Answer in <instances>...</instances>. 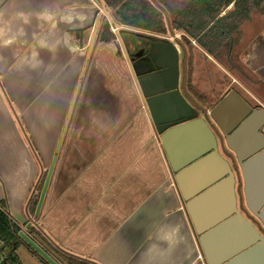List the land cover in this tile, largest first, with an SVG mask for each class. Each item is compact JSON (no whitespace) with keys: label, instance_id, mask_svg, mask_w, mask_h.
<instances>
[{"label":"crops","instance_id":"0c3cea01","mask_svg":"<svg viewBox=\"0 0 264 264\" xmlns=\"http://www.w3.org/2000/svg\"><path fill=\"white\" fill-rule=\"evenodd\" d=\"M99 10L0 0V201L60 264H206L120 42L97 38ZM246 26L249 83L264 85V23ZM239 81L234 90L264 106Z\"/></svg>","mask_w":264,"mask_h":264},{"label":"water","instance_id":"95a60500","mask_svg":"<svg viewBox=\"0 0 264 264\" xmlns=\"http://www.w3.org/2000/svg\"><path fill=\"white\" fill-rule=\"evenodd\" d=\"M98 1L104 7L103 0ZM105 14L112 23L107 10ZM122 50L130 64L123 46ZM153 55L157 72L140 75L131 64L130 68L205 263L264 264V106L252 107L230 89L209 110L202 109L203 116L184 119L193 106L185 99H192L184 90L185 70L179 88L177 48L168 40L154 45ZM20 236L49 264H60L26 231L22 230Z\"/></svg>","mask_w":264,"mask_h":264},{"label":"trees","instance_id":"16d2710c","mask_svg":"<svg viewBox=\"0 0 264 264\" xmlns=\"http://www.w3.org/2000/svg\"><path fill=\"white\" fill-rule=\"evenodd\" d=\"M103 2L113 22L105 20L100 23L98 40H115L116 34L111 29V26H115L125 49L130 53L145 42L165 41L166 39H158V36L171 29L193 38L206 54L213 55L214 51L238 30L242 21L249 17L250 11L259 8L264 0H103ZM190 75L191 66L187 57L186 85L192 88ZM42 182L43 177L38 185L37 194L30 203V211L35 209ZM32 229L33 226L28 227V231ZM21 231L20 225L10 216L6 202L1 200L0 264H22L16 252L21 245L27 247L44 264H49L22 239ZM65 261L67 264H87L68 255H65Z\"/></svg>","mask_w":264,"mask_h":264},{"label":"rangeland","instance_id":"374dc122","mask_svg":"<svg viewBox=\"0 0 264 264\" xmlns=\"http://www.w3.org/2000/svg\"><path fill=\"white\" fill-rule=\"evenodd\" d=\"M95 2L102 14L101 20L109 21L108 17L103 13L105 10L101 3H99L98 0H95ZM111 22H113L112 18ZM262 23H264V2H262L259 8H253L250 11L249 18L242 21L239 25L240 28L232 34L233 37L227 38L224 43L214 51L213 55L206 54L202 48L196 44L193 38L180 32L172 31L171 29H167L164 34L159 35L158 39L162 38L172 42L179 40L186 44L187 57L191 66L190 82L192 86V88H187L191 92L194 90L199 101L209 110L222 96L223 90L228 88L235 89L237 87L236 82H232V76H236V78L238 76L239 80L243 83H241V81L239 82L243 84L245 88L251 90L255 96L264 97V85L261 83L258 85L249 83L250 79H248V76L251 77V75L246 65L249 40L252 38V30L247 31L246 27L248 26L246 25H252L254 29L255 27H259ZM111 29L116 34V40H119L121 48L122 46L125 48L124 43L118 35L117 27L111 26ZM255 43L253 44L256 45ZM253 44H251L252 47H254ZM217 62L221 64L223 70L217 65ZM254 102L255 101L252 103ZM17 253L23 264H30L28 261L30 259L24 256L22 250L18 249Z\"/></svg>","mask_w":264,"mask_h":264},{"label":"flooded vegetation","instance_id":"af4514ba","mask_svg":"<svg viewBox=\"0 0 264 264\" xmlns=\"http://www.w3.org/2000/svg\"><path fill=\"white\" fill-rule=\"evenodd\" d=\"M168 40L165 41H157L154 43V41H149L148 43H143L136 49L132 50L130 53L126 50V53L128 55L130 64L135 70H138L140 75L143 74H151L154 72H157L159 70V67L155 64L156 63V58H154V45L160 44V43H165ZM174 45L177 48L178 54H179V79H178V84L179 88L181 90L182 88V81H183V71L185 70V78H184V90L186 92L187 96H190L192 99H188L185 97V99L193 106V110L190 113V115L184 119L195 117V116H203V111L202 109H206V106L203 105L201 101H199V98L196 96L195 92L192 94H189L187 91V85H186V79H187V46L185 43L182 41L177 40L176 42H173ZM182 65L184 68H182ZM182 70V74H181ZM154 88V85L151 86V89ZM221 98V97H220ZM219 98V99H220ZM196 105H194V103ZM252 107H255L257 105H261V103H251L247 101ZM262 106V105H261ZM184 119H180L184 120ZM177 121V122H179Z\"/></svg>","mask_w":264,"mask_h":264},{"label":"built area","instance_id":"2783aa9c","mask_svg":"<svg viewBox=\"0 0 264 264\" xmlns=\"http://www.w3.org/2000/svg\"><path fill=\"white\" fill-rule=\"evenodd\" d=\"M261 131L264 132V125H262V127H261Z\"/></svg>","mask_w":264,"mask_h":264}]
</instances>
